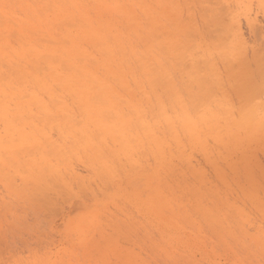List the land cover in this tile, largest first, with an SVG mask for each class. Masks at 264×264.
Returning <instances> with one entry per match:
<instances>
[{"label": "rangeland", "instance_id": "obj_1", "mask_svg": "<svg viewBox=\"0 0 264 264\" xmlns=\"http://www.w3.org/2000/svg\"><path fill=\"white\" fill-rule=\"evenodd\" d=\"M138 1H148L158 20L165 22L154 26L148 7L138 8L141 25L130 22L125 30L137 35L131 37L140 52L137 69L147 82L164 92L175 82L188 106L201 114L213 108L229 115L230 107V114L237 116L241 104L234 93H225L227 75L237 77L241 85L252 76L255 87L240 88L250 95L245 106L255 102L254 116L264 125V0ZM30 2L35 9L28 18ZM174 16L183 23L182 46L175 48L182 55L166 43L172 34L163 39L164 25L174 23ZM82 20L71 0H0V264H264L262 141L245 147L259 179L251 197L243 195L239 179L218 181L200 152L192 153L190 166L174 157L173 169H163L162 175L167 171L177 192L184 191L191 217H183L185 228L170 231L146 208V180L153 163L149 147L128 155L119 154V147H111L116 153L110 148L66 152L73 147L67 137L70 127L54 120L44 106L51 92L45 84L51 82L58 96L62 87L54 81L56 70L90 79L81 68L88 63L96 73L98 56L75 52V60H70L66 49L70 38L84 29ZM84 46L95 50L88 43ZM161 62L169 68L174 64L176 70L163 72ZM194 75L211 83V96L197 95ZM80 112L78 108L76 114ZM220 129L227 130L225 125ZM241 155L233 150L229 159ZM219 163L231 174L226 159L221 157ZM193 166L200 172L193 174ZM218 186L229 197L223 224L209 210L224 197ZM191 218L201 224L200 230L189 228Z\"/></svg>", "mask_w": 264, "mask_h": 264}, {"label": "bare ground", "instance_id": "obj_2", "mask_svg": "<svg viewBox=\"0 0 264 264\" xmlns=\"http://www.w3.org/2000/svg\"><path fill=\"white\" fill-rule=\"evenodd\" d=\"M71 3L86 25L84 29L79 30L75 39L70 38V47H66L70 60H75V52H80L85 56H98L96 58L99 63L96 66V73H93L94 66L91 64L86 63L81 67L83 71L88 72L90 79H84L74 71L66 76L56 70L54 81L61 82L62 87L58 96L51 90V82L45 84L51 92L49 100H44V106L55 115L54 120L63 121L64 125L70 127L67 137L71 138L70 145L73 147L66 152L70 153L73 149L96 152L99 149L112 150L111 147H119V150H116L119 154L128 155L130 151L149 147L153 163L146 180L149 191L145 199L146 208L148 213L152 214L151 218L161 225L165 223L169 231L185 228L186 225L181 222L183 217H191L183 201L184 191L177 192L173 185L174 181L168 179L167 171L163 174L165 176L162 175L163 169L170 171L173 169L171 161L174 157H180L190 166L192 153L200 152L205 164L213 168L218 181L230 184L231 181L240 180L243 195L250 197L256 195L259 179L252 173L254 164L246 155L245 147L256 140L264 143V125L259 117L254 116L258 108L254 106L255 102L253 105L245 106V100L250 98V95L240 88L255 87L254 77L250 76V80L247 77L250 82L246 80V84L241 85L237 77L231 73L227 75L225 93L226 95L234 93L241 104L237 116L230 114V107L226 110L229 115H224L220 110L213 108L206 114H201L193 105L188 106L186 96L175 82L170 83L172 87L169 92L159 91V88L147 82L137 69L136 60L140 52L131 40V37L135 38L137 35L125 30L130 22L132 26L136 23L141 25L138 8L148 7L149 17L154 15L151 17L154 26L163 25L165 22L158 20L154 6H150L148 1H142L141 5L138 0H71ZM30 5L28 18H31V12L35 9L31 2ZM245 13L248 17L250 10H246ZM173 20L174 23L167 24L168 27L164 25L167 34L163 37L167 39L168 35L172 34L166 41L171 50L182 46L179 36L183 23L178 16H174ZM136 32L138 29L134 30V33ZM31 40L35 38L32 37ZM84 43H88V48L94 47L95 50L87 49ZM176 52L182 55L180 50ZM171 65L169 68L170 66L166 67L161 62V70L175 71L176 66ZM193 80L196 82L198 96L206 94L211 96L209 95L211 83L199 81L196 75ZM123 88L125 93L122 92ZM57 98H60L62 103ZM69 98L73 101H69ZM74 102L79 106L76 109L72 107ZM261 107L264 109V103ZM78 108L81 112L76 114ZM227 118L230 119L225 121ZM81 121L83 127L77 128ZM217 125V130H214V126ZM222 125H225L227 130L222 131L220 129ZM210 140L216 144L215 147L210 145ZM40 146L43 148H40L41 150H45L44 145ZM69 147L61 148L66 150ZM233 150L242 153L238 160L229 159V154ZM112 151L116 153L115 150ZM221 157L226 159L231 174L219 163ZM57 160L58 158H55V161ZM45 165L54 167L51 162ZM190 168L194 169V166ZM198 172L200 171L195 170L193 174ZM217 191L220 196L225 195L219 186ZM218 198L221 199V204H216L209 210L215 212L217 223L223 224L225 222L223 219L226 218L224 208L229 205V197L226 195ZM258 207L260 210L263 209L259 201ZM186 223L189 228L200 230L201 224L193 218ZM229 228L230 225L225 227ZM163 240L168 241L169 238L167 240L163 237Z\"/></svg>", "mask_w": 264, "mask_h": 264}]
</instances>
